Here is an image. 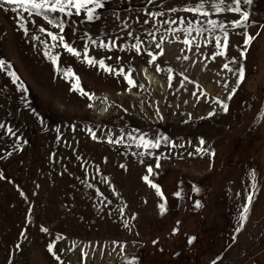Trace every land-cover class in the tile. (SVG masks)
Listing matches in <instances>:
<instances>
[{
    "label": "rangeland",
    "instance_id": "rangeland-1",
    "mask_svg": "<svg viewBox=\"0 0 264 264\" xmlns=\"http://www.w3.org/2000/svg\"><path fill=\"white\" fill-rule=\"evenodd\" d=\"M198 2L105 0L98 20L88 22L75 9L70 17L49 14L63 22L61 33L33 16L27 35L20 13L0 8V60L9 65L0 71V264H264V0L246 6V29L231 27L238 14L216 13L211 4L217 0H205L207 17L183 11ZM208 20L229 32L226 55L215 59L219 29L212 35L193 31L191 50L183 43L188 21L208 29ZM41 27L63 35L80 57ZM245 31L254 37L246 50ZM113 41L111 50L99 46ZM137 43L139 53L132 47ZM86 47L90 58L117 72L134 69L137 87L98 64L89 66ZM148 52L156 56L152 63ZM233 58L237 63H230ZM241 65L245 77L236 88ZM67 71L93 99L72 90ZM10 72L19 77L15 84ZM140 136L160 139L159 147H137ZM200 147L203 153L196 152ZM253 182L256 194L241 227Z\"/></svg>",
    "mask_w": 264,
    "mask_h": 264
},
{
    "label": "snow or ice",
    "instance_id": "snow-or-ice-1",
    "mask_svg": "<svg viewBox=\"0 0 264 264\" xmlns=\"http://www.w3.org/2000/svg\"><path fill=\"white\" fill-rule=\"evenodd\" d=\"M149 2H152V0H149ZM253 3V0H231L230 3L226 4V0H217V2L212 3L211 7L215 10L216 13H221L223 11H228V12H232L235 14H238L239 19H236L234 21L231 22V27L234 29H246L248 27V22H249V17L250 14L249 12L246 10V6H250ZM5 5L10 6V7H5ZM244 6V7H242ZM105 7V0H0V8H3L4 11H8L11 10L12 12H17L20 13V15H18L17 19L20 21L19 27L24 31V33L27 35L28 34V29L26 27L27 23H34V21H31L30 18L33 16L36 17H40L43 16L44 19L47 21V23L49 25H51L54 28H58L59 31L61 33H63L64 31V27H63V22H55L54 18H49V14L51 13H60L64 16H72L73 12L72 9H75V15L79 16L81 14V11L83 10L86 13V18L88 22H93L95 20L100 19V14L98 12V10L103 9ZM173 12L176 11V9H172ZM184 12L186 13H191L194 17H198V16H203V17H207L209 15L208 11H205V0H200V2L196 3L194 7H185L183 9ZM24 13L27 14V16L23 15ZM152 16H162L163 12L160 13H151ZM147 22V21H145ZM165 23H176L175 20L172 21H165ZM181 24L185 23V20L182 19L180 21ZM208 25H210V28L208 29H201L199 27H194L193 26V21H188L187 22V26L183 29L184 35H185V39L183 40V43L186 46H189V50H191V45H192V41L190 39H188L187 37H189L191 35V33L193 31L196 32V34L202 35L204 31H208L210 35L214 34L215 31L217 29L220 30V32L222 33L221 36H214L215 39V47L217 49V51L213 54L212 59H215L216 56H224L226 55V50L228 48V39H229V32L227 30V26L224 25L223 23H218L216 20H208L207 21ZM264 27V26H262ZM39 31L41 33H46V35L48 37L51 38V40L53 41H58L63 48L72 56H75L77 58L80 57V53L74 49L73 47H71L68 43H65L64 41V36L63 35H56L53 32H46L45 28L41 27L39 29ZM149 35H151V33H149ZM244 35V41H243V46L245 48V50L247 49V47L250 45L251 41L254 39L253 36H249L248 33L245 31L243 33ZM33 39H38V37H32ZM101 48H107L108 50H111V47H115V42H111V46L109 44H105L104 42H101L99 45ZM157 47H160L159 44L156 45ZM132 47L136 50L137 53L140 52V44L137 43L135 45H132ZM200 45L197 44L196 48L197 50L199 49ZM223 49V50H222ZM45 55H49L48 53H45ZM241 58H246V51H241L240 53ZM148 56L151 57V60L149 61V63H152L156 60V56L153 55L152 52H148ZM84 58L86 63L89 66H96L97 64L99 65V67L101 69H103L105 72H108L109 74L115 73L117 75H122L124 77V79L127 81L128 85L131 87H137L136 82L132 79L131 73L134 71V69H129L127 73H125L123 68H120L119 71L117 72L115 69L111 68L110 66H107L105 64V62L103 60H95L92 59L88 56V52H87V47L85 49L84 52ZM185 59H187L188 57L185 56ZM50 59L52 60V63L55 65L57 64V57H50ZM230 63H237V60L235 58H233ZM5 67H9V65H6L5 61L0 60V71H3ZM223 68L226 69L229 72H234V69L229 67L228 63H225L223 65ZM59 71V68L57 69ZM156 71L159 72L161 71L160 67L157 66L156 67ZM235 74L238 75V80H237V84H236V88H238L240 86V83L243 82L244 77H245V69L244 67L241 65L238 70H235ZM9 75L12 77V82L15 84L17 82V80L19 79V77L16 76V74L14 72H10ZM64 75L66 77H72L74 79V83L72 85V90L73 91H78L80 93L81 96H86L88 97V99H93V96L90 95L89 93L85 92L83 90L82 87H80V81H79V77L75 76L74 73L67 71L64 73ZM169 81H171L172 76L169 75L168 77ZM225 88L228 87L227 84L224 85ZM18 87H22V85H18ZM139 87L143 88V85H139ZM26 91V89H25ZM236 94V89H232L231 92L229 93V95L227 96V100H231L232 97ZM215 103H217L221 109L225 112L228 111V104L225 101H221V100H216ZM89 107H91V105H89ZM159 110L157 109V112ZM215 115L214 112H210L209 116H213ZM5 126L3 124H0V128H4ZM9 134L14 135L13 131L11 128L7 129ZM90 135L92 136V138L95 140L97 139L96 134L94 132L91 131V129H89ZM130 139L136 140V137H130ZM165 140L166 143H168L167 138H163ZM122 140V138H121ZM121 140H116L113 141L111 139L108 140V143H121ZM205 142L203 140H200V144L203 145ZM160 145V139H156V140H148L146 139L144 136H140L139 137V143H137V147H143L145 148V150L147 151L148 149H152V148H158ZM170 147H176V145L174 144H169ZM205 150L203 147L197 148L196 152L197 153H203ZM210 155L214 156V153H211ZM159 157H157V163H156V167L159 168L160 164H159ZM121 167H124L123 165H121ZM149 174L153 173V168L151 166L148 167L147 169ZM3 177L0 176V179H2ZM252 179L253 181H255V173L252 174ZM143 180L149 185V187L155 189L156 194L158 196H160L163 199V194L161 192L160 187L155 184L152 183L151 180L149 179V176H144ZM256 190H257V186L256 183L253 182L251 185V192L250 194L246 197V204L243 207L242 211H241V215L239 217V223L241 225V227H243L244 222L247 221L248 219V213L250 212L251 209V205H252V201L255 197L256 194ZM196 207H200L199 203L196 204ZM160 209H161V213H163L165 211V205L161 204L160 205ZM125 227H127V223H125ZM41 231L43 232H47L48 229L46 228H42ZM23 235V233H22ZM26 238V237H25ZM57 240L62 239V237H57ZM191 242V241H190ZM78 246V245H75ZM17 249L20 248V245L18 244ZM54 248L55 245L54 244H49L48 245V252L50 254H52L53 256H55V258L57 260L60 259V257L58 255L55 254L54 252ZM83 255H86V253H83ZM125 264H134L133 261H125Z\"/></svg>",
    "mask_w": 264,
    "mask_h": 264
},
{
    "label": "bare ground",
    "instance_id": "bare-ground-1",
    "mask_svg": "<svg viewBox=\"0 0 264 264\" xmlns=\"http://www.w3.org/2000/svg\"><path fill=\"white\" fill-rule=\"evenodd\" d=\"M148 76L151 78V83H153V81H154V80H153V77H152L149 73H148ZM135 97H136V96H135ZM132 102H133V101H132ZM104 109H105V107H104ZM104 109H103V110H104ZM104 111H105V110H104ZM174 111H175V110H174ZM174 111H173V112H174Z\"/></svg>",
    "mask_w": 264,
    "mask_h": 264
},
{
    "label": "trees",
    "instance_id": "trees-1",
    "mask_svg": "<svg viewBox=\"0 0 264 264\" xmlns=\"http://www.w3.org/2000/svg\"><path fill=\"white\" fill-rule=\"evenodd\" d=\"M191 208H192V207H191ZM191 208L188 210L189 213L191 212ZM166 236H167V237H170L169 234H167ZM159 246H161V245L159 244ZM167 246H168V245H167ZM164 247H166V245H165Z\"/></svg>",
    "mask_w": 264,
    "mask_h": 264
}]
</instances>
